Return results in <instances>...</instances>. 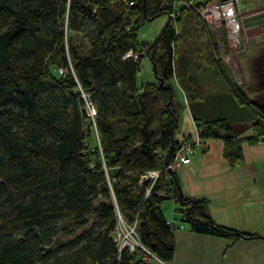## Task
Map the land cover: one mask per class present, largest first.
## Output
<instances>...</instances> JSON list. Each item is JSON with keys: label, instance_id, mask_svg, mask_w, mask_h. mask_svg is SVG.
<instances>
[{"label": "trees", "instance_id": "1", "mask_svg": "<svg viewBox=\"0 0 264 264\" xmlns=\"http://www.w3.org/2000/svg\"><path fill=\"white\" fill-rule=\"evenodd\" d=\"M180 1L0 0V264H148L149 255L168 264L167 201L193 233L256 237L216 225L205 200L180 191L172 79L192 99L200 95L196 74L215 68L264 136V103L230 82L221 61L225 34L221 46L197 12L218 0L187 8ZM162 15L168 19L158 36L140 43V28ZM74 35L84 39V52ZM142 57L154 79L138 87ZM92 125L95 147L87 143ZM195 128L200 142L223 140L231 168L242 163L243 140L224 138L230 124L195 121ZM149 172L159 173L151 187ZM118 215L135 225L149 255L117 249Z\"/></svg>", "mask_w": 264, "mask_h": 264}, {"label": "crops", "instance_id": "2", "mask_svg": "<svg viewBox=\"0 0 264 264\" xmlns=\"http://www.w3.org/2000/svg\"><path fill=\"white\" fill-rule=\"evenodd\" d=\"M240 17L244 26L243 35L250 40L253 49L264 52V9L251 16L241 13ZM253 57L243 55V58L236 59L242 62L249 58L250 63ZM233 63L238 65L236 60ZM227 70L224 72L228 76ZM255 83L257 87L254 91L257 92L245 87L242 90L250 102L262 105L264 72L260 81ZM173 84L178 89V95ZM170 86L177 97V101L173 102L178 112L177 140L199 141L195 121L223 120L230 125H250L255 119L250 107L236 101L215 68L196 74L198 97L188 98L175 78L170 81ZM238 137L243 140L242 163L239 166L231 168L224 159L223 140L205 139L199 149L196 147L189 164L176 166V177L183 197L206 201L216 225L256 237L234 239L193 233L187 224L180 221L173 203L167 201L163 204V212L166 221L173 227L174 241V255L168 264H264V136L249 128ZM148 264L166 263L150 257Z\"/></svg>", "mask_w": 264, "mask_h": 264}, {"label": "rangeland", "instance_id": "3", "mask_svg": "<svg viewBox=\"0 0 264 264\" xmlns=\"http://www.w3.org/2000/svg\"><path fill=\"white\" fill-rule=\"evenodd\" d=\"M240 2H241L240 0H236L237 13H238V16L240 19V25H241V37H242L241 40L244 46L240 48H238L237 46H232L231 50L226 49L228 51L227 55L229 54L231 58L229 61L224 60L223 62V59L221 61L225 64V66L228 69L229 77L227 75L226 76L228 77L230 82L233 81L239 88L245 87L249 91L257 92V91H254L257 87L256 86L257 84L255 82L260 81L261 77L263 76L264 52H261L260 50L259 52L258 50L253 49L252 48L253 45L250 42V40L246 39V37L243 35L244 26L242 22V17L240 16H241V13L242 15L248 14V16H251L252 14H256V12H259L264 9V3L262 4V0H244V2L242 3ZM181 3L182 2L180 1V4ZM187 5H190V3H187ZM167 19H168L167 15H162L151 21L146 22L138 31V36H137L138 41L140 43H151L158 36L161 29L166 24ZM205 20L208 21L209 24ZM205 20H204L205 24L211 30V33H212L211 35H213L212 37L216 39L215 41L218 42L219 45L225 46L226 41L225 43H223L224 42L223 40L226 38H223L222 40L221 35L222 33H224L226 37V33H225L226 28L223 25H219L218 23L214 22L212 18L211 19L206 18ZM73 42L75 43V45L77 46V48L79 49L81 53L84 52V50H86L85 41L80 35H74ZM226 48H227V45H226ZM243 55H246V56L250 55L251 57L254 56L253 57L254 61L252 59V62L249 63V58H248L247 60H243L241 62V59H239V62H240L239 64L236 58L237 57L243 58ZM235 60L238 65L233 63V61ZM153 79L154 78H153L151 64L146 57H142L140 60V70L136 78L137 86L140 87L141 84L148 82V81H152ZM173 86L175 89V93L178 95L179 93L178 89L176 88L175 84H173ZM176 101H177V97H175L173 94V102H176ZM174 107L176 106L174 105ZM86 128L88 129L87 143L90 147H95L96 145H98V140L96 137L94 126L92 125ZM180 140H186L189 142V140L185 138H181ZM196 147H199V146H196Z\"/></svg>", "mask_w": 264, "mask_h": 264}, {"label": "built area", "instance_id": "4", "mask_svg": "<svg viewBox=\"0 0 264 264\" xmlns=\"http://www.w3.org/2000/svg\"><path fill=\"white\" fill-rule=\"evenodd\" d=\"M194 0H181V5L184 7H190L193 5ZM186 3V4H185ZM190 3V5H187ZM197 12L199 16L205 20L206 18L213 19L214 22L219 25H223L226 28V41L228 49H232V46H237L238 48L243 47L244 44L242 42L241 37V25L240 19L237 13V4L236 0H218L213 2H208L204 5H200L197 8ZM211 17V18H210ZM206 21V20H205ZM208 23V21H206ZM209 24V23H208ZM244 49V48H243ZM129 56V54H128ZM134 60H137V54L132 56ZM231 56L225 55L222 56L221 59L229 61ZM60 74L62 70H59ZM85 100V110L87 116L90 118L92 123L94 122L95 110L92 104L87 100ZM179 141V152L175 158V165H187L191 161V157L196 149V146H199L198 149L202 146L201 142L196 140L195 143L188 142L186 140H178ZM158 172H149L144 176V179L149 180L151 183L150 187L154 184L155 180L158 177ZM149 193V190L148 192ZM114 243L119 251L127 249L130 253L134 252L137 248L141 249L143 252L149 253L142 247L139 241V237L135 232V225L129 226L126 225L121 217L118 215V224L114 231L113 235ZM152 257V255H149Z\"/></svg>", "mask_w": 264, "mask_h": 264}, {"label": "water", "instance_id": "5", "mask_svg": "<svg viewBox=\"0 0 264 264\" xmlns=\"http://www.w3.org/2000/svg\"><path fill=\"white\" fill-rule=\"evenodd\" d=\"M251 128V125L248 124H233L230 125L231 133L225 135V139H229L232 136H239L244 133L247 129Z\"/></svg>", "mask_w": 264, "mask_h": 264}]
</instances>
